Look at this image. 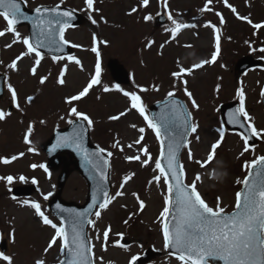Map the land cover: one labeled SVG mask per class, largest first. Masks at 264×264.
Wrapping results in <instances>:
<instances>
[{
	"label": "rangeland",
	"instance_id": "1",
	"mask_svg": "<svg viewBox=\"0 0 264 264\" xmlns=\"http://www.w3.org/2000/svg\"><path fill=\"white\" fill-rule=\"evenodd\" d=\"M206 2L207 0H168V6L165 7L163 0H149V6L143 8L139 0H95L94 7L99 9V12L91 13L92 18L97 20V24L93 25L83 0H64L63 4L80 11L85 19L80 26L64 32L65 39L71 45H80L79 48L72 47L68 55L76 56L81 61V65L69 63L65 74L66 83L63 86L56 83V78L63 65L68 63L66 59L54 63L51 57L45 55L38 68V75L32 76L30 68L33 59L25 57L18 62L19 70L11 71L6 65L25 49L22 43H17L11 48L5 47L13 39L11 34L0 38V61H3L0 64V72L5 73L6 78L5 91L0 98V110L10 113L5 119L0 120V176L12 175L16 178L10 185L6 181H0V240L6 238L8 248L5 255L12 257L13 264H34L36 259H44L46 264H53L62 257L59 243L47 254L44 253L43 249L54 230L43 225L34 210L22 202L38 201L43 211L48 209L47 200L43 199L41 193L46 195L55 191L59 171L49 170L50 172L45 173L41 168L33 170L29 162L45 163L43 151L35 144L48 138L55 127L67 124L66 120L59 119L61 115H66L68 110L64 97L82 90L91 75L95 73L96 59L93 60L91 51L93 33L96 34V46L100 51L101 84L90 89L89 94L79 102H75V105L95 122L90 129L92 142L114 153L109 173L110 192L114 195L119 190L124 175L135 173L123 189L124 195L113 201L106 210H102L101 219L96 223V229L101 233L105 227L111 225L106 251L102 240L96 239V229L88 226V236L94 246L92 252L96 264H129L133 256L137 257L148 247H153L154 255L142 264H182V261L167 254L160 234L161 224L158 222V217L163 210L166 191L163 182L159 186L155 183L149 184L156 174L153 172L154 163L150 167H141L137 162L124 160L125 155L135 154V148L128 149L127 144L139 137L138 131L130 125L144 127L143 118L132 110L118 121L108 120V116L118 114L130 107L129 98L120 91L113 89L107 93L103 92L104 85L110 88L115 85L108 76L110 74L106 63L109 58H116L124 65L131 81L122 88L141 95L146 107L169 91H174L187 100L193 122L198 125L197 132L188 138L190 148L193 160L200 161L203 167L189 160L188 150L184 148L180 161L185 169V182L191 184L195 175L199 173L201 179L197 182V190L209 206L214 208L215 198L220 197L221 206L226 210L234 207L235 193L239 191L241 185L236 181L246 174V170L241 165L264 151V139L260 138L261 142L259 139L257 143L250 145L249 152L240 157L243 141L239 132L230 131L223 126L226 131L221 145L212 160H208V155L211 151L210 144L219 138L217 129L222 127L218 104L238 98L234 90L236 85L238 88H244V97H248L246 105L252 109L247 106L245 108L253 118L255 126L258 129L264 128V107L257 103L258 87L264 83V51H261L264 48V27L253 29L246 21L240 19L229 22L226 20V23L221 24L220 17L216 13L219 12L226 18L227 6L224 0H212L209 5L212 11L202 12L201 9ZM227 2L236 8L239 15H251L250 19L253 23L260 21L259 18L264 22V0H227ZM54 3H60V0H27V6L31 8ZM133 7L138 11L129 15ZM159 12H164L167 19L157 25L154 17ZM169 13L177 21L194 27L182 29L173 38L171 32L166 31L173 27L168 19ZM147 14H151L153 19L145 22L142 17ZM101 16L107 23L101 21ZM209 22L220 30L221 52L215 62L203 65L195 73L194 64L202 60H210L211 49L216 45L215 31L206 26ZM5 26V21L0 17V29ZM16 30L21 36H28L25 25L17 26ZM100 41H107V44H101ZM149 41L154 43L147 47ZM245 53L263 57L262 68L238 71L235 64ZM180 67L193 70L191 74H182V80L187 81L188 91L197 101L198 109L192 107L183 91L184 85L171 76V73L179 71ZM49 72L52 73L49 80L44 85H40L39 76L48 75ZM8 83L17 90L20 109H17L11 101V94L7 89ZM137 85L140 88H148L149 91L141 92ZM153 85L159 86L160 90L152 91ZM218 85L219 90H217ZM27 96L34 97L32 103H27ZM41 120L46 123L41 124ZM29 124L33 125L34 130L29 137L31 144H26L24 135ZM144 135L145 139L142 143L148 146L153 157H158L160 145L155 134L150 129H146ZM197 135L199 140L196 139ZM115 139H119L125 145L124 152L111 148ZM33 146L35 151L29 152L28 148ZM21 151L25 152H22L23 156L15 155ZM14 155L17 156L16 160L8 164L2 162L3 158L10 159ZM221 172H226L227 175L219 180L212 178L214 174ZM21 175L27 178L26 181L18 179ZM33 177L38 182L37 189L29 196L15 197L10 193L12 185L28 184ZM86 192L85 180L74 171L67 178L61 194L65 199L81 203L85 199ZM133 193H137L145 202L143 211L139 210L138 201ZM133 213L135 215L128 219ZM125 220H128L127 224L124 223ZM13 227L15 228L14 243L9 236ZM118 233L123 234L122 239L117 235ZM118 240L124 247L117 245ZM0 264L7 262L0 259Z\"/></svg>",
	"mask_w": 264,
	"mask_h": 264
},
{
	"label": "snow or ice",
	"instance_id": "2",
	"mask_svg": "<svg viewBox=\"0 0 264 264\" xmlns=\"http://www.w3.org/2000/svg\"><path fill=\"white\" fill-rule=\"evenodd\" d=\"M64 0L55 7L49 8L43 5L37 6L34 9L35 17L26 14L24 6L27 5V0H0V17L6 23L3 29H0V38L11 34L13 39L11 43L5 45L11 48L17 43H22L24 51L17 55L6 67L11 71H18V62L25 57L33 59L30 68L32 76L38 75V68L45 58L44 52L41 49H48L49 52H63L64 47L70 42L65 39L64 32L68 27H72L70 21L73 19V9L62 10L61 5ZM86 10L90 13L89 19L93 25L97 24V20L91 16L92 12H99V9L94 7L95 0H83ZM140 6L147 8L149 0H139ZM164 6H168V0H163ZM212 0H207L204 8L201 11H212L209 5ZM226 6L236 13L237 18L246 21L253 29H261L264 27V22L253 23L248 16H241L237 13L235 7L224 0ZM138 11L133 7L129 15ZM216 15L220 17V23H224V18L221 13ZM101 21L107 23L103 16ZM142 19L145 22L151 21L153 16L151 14L144 15ZM168 19L171 21L173 27L166 29L170 31L173 38L184 28L194 27L191 24H184L173 18L172 14H168ZM31 20L33 28L38 29L36 33L37 39L35 43L32 42L30 36H21L16 30L17 25L21 21ZM207 27H211L215 33L216 45L215 51L212 53L211 60H202L199 64L194 65L195 68H200L203 65L213 63L217 59L220 52V30L215 24L209 22ZM93 46L91 51L96 55L95 73L91 75L87 85L76 94L64 97V103L68 105L66 115H61L59 119L66 120L67 124L71 125L72 130L63 134H57V141L52 145L50 152H54L57 148H73L82 158L83 166L91 173L90 179L95 181L92 189L91 203L83 210L72 208H64L61 204H57L56 208L61 213H67V216H60V222L56 223L50 219L48 215L41 208L38 201L25 200L22 203L31 207L37 217L45 226L53 229V234L47 241L46 247L43 249L47 254L55 245L59 243L62 251L66 253V259L59 261V264H96L92 252L93 245L90 238L85 231L86 226L96 229V223L101 219L102 210H106L110 204L118 197L124 195L123 189L125 185L132 180L135 175L134 172L128 173L122 177L119 184V190L113 195L109 189V170L112 168V158L114 153L99 145L96 149L90 151L84 143L85 136L90 129L93 128L94 120L83 111L78 110L75 102H79L82 98L89 94L90 89L95 85H100V51L97 45L96 34L93 33ZM101 44H107V41H100ZM153 41L148 42L150 47ZM247 43V41H246ZM71 47L79 48L80 45L72 44ZM163 48V45H161ZM264 51V48L261 49ZM51 59L54 63H60L65 59V63L60 69L56 78V83L60 86L65 85V74L68 70L69 63L81 65V61L74 55H52ZM3 61H0L2 64ZM192 69H185L180 67L179 71H174L171 76L184 85L183 91L190 101L193 108L198 109L199 105L193 98V94L188 91L187 81L182 80V74H191ZM48 75L39 76V84L44 85L49 77ZM140 88L139 85H137ZM175 87V86H174ZM7 89L11 94V101L15 104L17 109H20L18 102L17 90L11 83L7 84ZM113 89L123 93L125 97L130 100V107L125 111H120L118 114L108 116L109 121H118L125 117L128 112L135 110L143 118L145 122L144 127H137V125H130L131 128L136 129L139 133L138 139L132 143L127 144L128 149L135 148L134 155H125L124 160L127 162H137L141 167H150L153 163L155 167L152 180L149 184L155 183L157 186L161 182L166 186L167 192L164 195V206L158 217V222L161 224V232L163 235L164 248L171 250L176 254V258L182 261V264H208L209 260H222L223 264H264V155L257 156L251 161H244L242 167L247 171V175L243 179H237V184H242L243 188L235 193V204L231 212L226 211L221 206V198L216 197L215 207L209 206L202 198L200 192L197 190V182L200 181V174L197 173L191 184L185 183V169L180 162L181 149L187 148L188 159L193 163L201 164L200 161L193 160V153L190 148L189 136L197 132L198 125L192 120V113L188 110L185 103L175 99L174 91H169L165 99L161 103V111L152 115L147 114L146 105L144 104L141 95L135 91H125L119 84L109 87L103 86V92L107 93ZM152 91H159V86L153 85ZM219 90V85L217 86ZM141 92L149 91L148 88H140ZM237 96L240 99V105L237 109L229 114V124H238L244 132L240 133L243 141V150L239 156L243 157L245 153L249 152V141L253 138L264 139V128H257L253 122V118L249 115L245 108L244 92L242 88L237 89ZM264 95V92H262ZM99 99V97H97ZM33 96H27V103H32ZM22 110V109H21ZM3 110H0V120L5 119L7 115ZM41 124L46 121L41 120ZM150 129L160 145L158 157H153L149 148L142 142L145 139V131ZM34 128L29 124L24 135L26 144H31L29 139ZM219 138L210 144V153L208 160H212L218 147L221 145L225 129L223 127L217 129ZM199 140V136H196ZM111 148L118 149L120 152L125 151V145L119 139H115ZM254 150V149H253ZM29 152H34L33 147L28 148ZM24 153H19L23 156ZM239 158V157H238ZM17 159V156L3 158V163L8 164ZM33 170L36 168L43 169L46 173L48 168L45 164H32L30 166ZM203 167V164H201ZM12 175L0 176V181H6L9 185L13 183ZM20 181H26V177L21 175L18 177ZM32 184H37V180L33 177ZM44 200H48L52 193L46 195L41 193ZM136 197L139 210L143 211L145 202L139 198L137 193H133ZM15 199V197H13ZM95 210V211H93ZM130 214L128 219L132 218ZM94 217V218H93ZM171 218L169 221L168 218ZM125 224L128 220L124 221ZM111 225H108L101 231L96 229V239L102 240L104 250L110 239ZM121 239L122 233L117 234ZM9 236L12 242H15V228L13 227ZM120 247L119 240L116 242ZM0 259L6 261L7 264H13L12 257L0 252ZM137 257L133 256L129 264H133ZM34 264H46L44 259H36Z\"/></svg>",
	"mask_w": 264,
	"mask_h": 264
},
{
	"label": "water",
	"instance_id": "3",
	"mask_svg": "<svg viewBox=\"0 0 264 264\" xmlns=\"http://www.w3.org/2000/svg\"><path fill=\"white\" fill-rule=\"evenodd\" d=\"M45 7L52 8V7H55V6H45ZM34 9L29 10V9H27L24 6V10H25L26 14L29 15V16H31V17H35V15H36V13L34 12ZM61 9L62 10H66L68 8L61 7ZM159 18H163V16L160 15ZM80 21H81V16L79 14H77L76 12H74L73 13V19L70 21L71 25L77 24ZM158 21L161 22L162 20H158ZM22 23H27L28 29H29L30 34H31L32 42L35 43V41L37 39L36 33L38 32V29H34L33 28V23H32L31 20L21 21L19 24H22ZM68 49L69 48H68V45H67V46L64 47L63 52H55V51H53L52 53H55V54L65 53V52L68 51ZM41 50H44L46 52H49L48 49H41ZM108 64L110 66L112 75H113V77L116 80H118V81H126L127 80V74L122 69V66L121 65L117 64L114 60H109V63ZM238 64H240L242 67H246V66L250 65L249 58L248 57H244L243 59H241L239 61ZM2 91H3V88H2V77L0 76V96L2 94ZM162 101L163 100L158 101V102H155L154 104L151 105V107H150L151 115L152 114H155V113H158V112L161 111V103H159V102H162ZM263 103H264V98H263ZM227 106H228V104H223L222 105V108H221V111L223 113V117H224L225 123L228 126L233 127L234 126L233 124H229L228 123L229 114L232 111H230V109ZM235 109L236 108H234L233 111ZM238 127L240 128V126H238ZM240 129L244 131V129H242V128H240ZM71 130H72L71 125H69V126H67L65 128H62V129H57V130H55L53 132V135L47 141L41 143V147L46 151L47 156H48L47 166H49V167H56L62 161L63 152L65 150H68L71 153L70 155L72 157L73 156L75 157V159H74L75 165L78 166V168L86 176V178L88 180V184H89L88 197H87L86 202L83 205H78V204H76L74 202L62 200L61 197H60V189L62 187V184H63V181H64V177H66V175L69 172L68 168L63 169V172L60 175V181L58 183V192L50 200V208L53 211V213L57 217H59V218H60L61 215H64L66 217L67 216V213H61L60 210L56 208V205L57 204H61L64 208H72V209H77V210H83L84 208H86L88 206L89 203H91L92 189H93V187L95 185V181L93 179H90L91 173L89 172V170L87 168H85L83 166V160H82L81 156L73 148H57L54 152H50L49 151V149H51L52 145L56 143V141H57V134L58 133L63 134V133H66V132H70ZM84 143H85V146L90 151H93V150L96 149V147L89 142L88 133L85 136ZM242 188H243V186H242ZM108 189H109V186H108ZM13 192L15 194L29 193V191H27L26 188H22V187H15V188H13ZM168 219H169V221L171 220L170 217ZM85 230H86V228H85ZM2 248L4 249V244H2ZM169 251L171 253H174L171 250H169ZM151 253H152L151 251H147L144 255H142L140 258L137 259L136 263H140V262L144 261L147 257H149L151 255ZM65 259H66V253H65V256L63 257L62 261L65 260ZM212 262L214 264H223V261L222 260H212Z\"/></svg>",
	"mask_w": 264,
	"mask_h": 264
},
{
	"label": "clouds",
	"instance_id": "4",
	"mask_svg": "<svg viewBox=\"0 0 264 264\" xmlns=\"http://www.w3.org/2000/svg\"><path fill=\"white\" fill-rule=\"evenodd\" d=\"M226 175H227L226 172L216 173V174H214V175L212 176V178H213V179H217V180H219V179H222V177H224V176H226Z\"/></svg>",
	"mask_w": 264,
	"mask_h": 264
}]
</instances>
